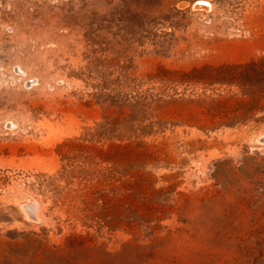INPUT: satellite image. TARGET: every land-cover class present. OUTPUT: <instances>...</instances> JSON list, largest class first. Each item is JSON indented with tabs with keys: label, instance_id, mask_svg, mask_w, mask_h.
Instances as JSON below:
<instances>
[{
	"label": "rangeland",
	"instance_id": "rangeland-1",
	"mask_svg": "<svg viewBox=\"0 0 264 264\" xmlns=\"http://www.w3.org/2000/svg\"><path fill=\"white\" fill-rule=\"evenodd\" d=\"M0 264H264V0H0Z\"/></svg>",
	"mask_w": 264,
	"mask_h": 264
}]
</instances>
